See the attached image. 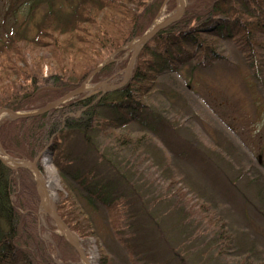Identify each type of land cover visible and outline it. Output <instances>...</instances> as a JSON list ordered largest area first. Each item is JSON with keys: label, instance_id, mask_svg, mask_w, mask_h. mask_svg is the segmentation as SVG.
<instances>
[{"label": "trees", "instance_id": "16d2710c", "mask_svg": "<svg viewBox=\"0 0 264 264\" xmlns=\"http://www.w3.org/2000/svg\"><path fill=\"white\" fill-rule=\"evenodd\" d=\"M164 1L78 0L70 5V11L63 13L56 8L54 0H14L10 5L12 12L15 16L26 13L29 23L43 4L46 9L42 18L34 23V33L28 32L27 24L20 25V29L13 26L0 39V110L30 112L46 107L77 89L116 51L120 60L104 65L93 74L92 81L94 84L120 83L128 60L122 59L126 51L119 49L150 30L164 5L168 11L174 10L175 0L172 3L168 0L166 4ZM224 41L232 42L241 51L252 74L263 78L264 0H188L182 18L159 31L141 48L125 86L107 93L98 92L94 98L82 97L80 93L41 115L5 118L0 123L2 148L11 157L33 161L52 142L48 153L61 181L65 184L69 175L73 176L88 193V197H83L86 204L93 210H97L94 202L102 205L114 230L119 232L117 236L122 240L131 239L134 234L125 229L128 226L134 229L136 221L132 217L136 215L129 212L125 204L130 222L118 218L122 209L118 205H123L124 200L114 195V184L127 182L125 186L136 196L137 203L143 210L146 208L142 206L141 195L132 184L130 186L126 171L117 166V155L120 150L132 156L138 154L152 139L166 154L171 151V142L160 138V130L169 127L171 120L164 117L165 113L156 112L152 105L154 96L161 92L160 81L186 67L191 68L192 73L195 69L212 66L223 57L220 49ZM169 96L177 97V93L172 91ZM136 130L141 136L134 133ZM73 136H79L90 148L87 153L93 150L112 169L110 176L94 174V166L80 173L73 169L71 165L75 161L69 150L72 143L68 141ZM97 139L107 141L111 150L105 152L107 146L97 144ZM37 166L44 173L43 157ZM180 181L172 183L176 185L178 199L183 201L188 196L186 188L178 186ZM169 186L173 187L171 183ZM67 189L70 193L56 203L59 216L80 241L97 236L89 214L82 207H75L74 188L67 185ZM63 202L73 206L67 208ZM195 207L199 208L198 213L207 214L212 222V233L223 244H229L225 222L219 214L210 216L209 206L199 199L187 208L176 210V214L182 215L184 211L185 216H193L191 210ZM40 212V196L32 172L27 168L11 169L0 161V264H80L76 250L64 236L55 232L58 228L52 227L55 223L46 215L44 218L57 246H51L43 238ZM147 214L155 241L164 239L156 220ZM97 247L100 264H108L105 250ZM126 247L133 256L135 248L128 243ZM168 250L174 260L182 264L179 253ZM143 251L145 259L152 248L143 244ZM132 260V264H137L134 256ZM161 260L164 261L158 257L156 264H162ZM257 264H264V260Z\"/></svg>", "mask_w": 264, "mask_h": 264}, {"label": "rangeland", "instance_id": "374dc122", "mask_svg": "<svg viewBox=\"0 0 264 264\" xmlns=\"http://www.w3.org/2000/svg\"><path fill=\"white\" fill-rule=\"evenodd\" d=\"M54 1L56 8L67 13L71 10L70 5L76 4L78 0ZM185 1L187 5L188 0ZM12 3L14 0H0V39L13 26L20 29V25L25 27L27 24L28 32L34 33V23L42 18L46 9V4H43L33 16L32 23H29L26 21V13L14 15L10 8ZM174 7V10L168 11V7L164 5L153 23L154 26L175 13L177 0ZM134 43L135 41L125 47L126 54L122 59L129 62L134 52ZM220 51L223 57L212 66L195 69L192 73L191 68L186 67L180 73L166 75L160 81L161 92L154 96L152 105L156 112L165 113L164 117L171 120L169 127H162L164 131L160 130V138L171 142V151L166 154L162 151L163 148L160 149V144L152 139L138 154L132 156L125 150H120L117 155V166L123 167V172L126 171L130 186L132 184L141 195L142 206L146 208L143 210L137 203L136 196L125 186L127 182L114 184V195H119L124 200L123 205H118L122 208L119 209L118 218L123 222H130L125 204L128 205L129 212L136 215L132 217L136 221L134 229L130 226L125 229L134 234L133 238H119V232L109 222L107 210L96 202L94 206L97 210L89 207L83 200V197H88V193L82 190L73 176L69 175L64 184L48 153V147L43 150L46 151L42 155V178L50 193L51 202L56 205L70 193L67 185L74 188L75 207L85 209L95 225L97 236H90L82 241L79 238L84 253L94 264H100L97 246L105 250L104 254L109 258L108 264H132L133 256L137 264H145V260L149 264H156L158 257L164 259L161 260L162 264H178L168 249L179 253L177 256L182 264H257L264 260V76L255 77L252 74L241 51L232 42L224 41ZM116 54L117 51L107 60L119 61ZM107 60L100 66L103 67ZM93 74L82 83V97L94 98L98 92L120 88L113 89L117 84L111 82L94 84ZM172 91L177 93V97L169 96ZM35 111L38 110L22 113L30 114ZM33 116L37 114L27 117ZM5 118L2 117L0 123ZM134 133L141 136L139 130ZM155 135L158 138L157 133ZM68 141L72 143L69 150L75 161L71 165L74 170L80 173L94 166V174L110 176L112 169L93 150L87 153L90 148L79 136H73ZM96 143L106 145L108 142L97 139ZM111 148L107 146L105 152L108 153ZM12 158L32 167L33 161ZM174 180H181L178 186L186 188L188 199H178L176 185L172 183ZM170 183L173 187L169 186ZM38 192L40 200L47 203L43 190L38 189ZM193 197L194 199H189ZM196 199L209 206L210 216L212 213L220 215L230 236L229 244H223L212 233V222L207 214L198 213L199 208L191 210L193 216H185L184 211L182 215L176 214V210L187 208ZM65 203L63 205L67 208L68 205L73 206L70 202ZM147 213L158 223L161 237L165 241H155ZM44 216L42 208L40 230L43 238L55 247L57 242L52 237V229ZM53 226L58 228L56 224ZM55 232L61 235L59 229ZM65 239L67 240L66 237ZM127 243L135 248V255H130ZM143 244L152 248L145 259ZM79 259L80 264H85L80 256Z\"/></svg>", "mask_w": 264, "mask_h": 264}, {"label": "water", "instance_id": "95a60500", "mask_svg": "<svg viewBox=\"0 0 264 264\" xmlns=\"http://www.w3.org/2000/svg\"><path fill=\"white\" fill-rule=\"evenodd\" d=\"M177 4L178 7L175 11V13L165 19L164 21H162L160 24L155 25L150 31L146 32L143 36H141L140 38H138L135 43L133 44V49L134 52L132 54L131 59L129 60V63L126 67V69L124 70L125 74L123 77V81H121L119 84L114 85L113 89L119 88L123 85H125L128 80L131 77V73H132V69L134 66V62L137 59L141 48L147 44L159 31H161L162 29H164L165 27H167L168 25L177 22L178 20H180L182 18V16L184 15V11H185V7H186V1L185 0H177ZM124 48H121L119 51H121ZM111 62V59H108L107 62L105 64H108ZM102 66H99L97 70H99ZM96 70V71H97ZM84 90V84L81 85L80 87H78L77 89H75L74 91H71L70 93H68L65 97H63L62 99H59L49 105H47L46 107L39 109L38 111H35L34 113H20V112H14L10 109H1L0 110V119L2 117H11L13 119H18V118H22V117H27V116H32V115H40L43 113H46L54 108H56L60 103L78 95L79 93L83 92ZM46 151V150H45ZM43 151L41 154H39L33 161L32 163V167H28L26 162H22V161H15L12 158L8 157L5 153V151L1 148L0 146V161L4 164L7 165L13 169H18V168H28L32 171L35 180L37 182L38 185V189L39 191H41V189H44V193L46 196L47 192H46V188H45V184L42 181V172L39 170V168L37 167V162L38 159L40 158V156L42 154H44ZM5 157H7L8 159L6 160ZM10 163H12V165H10ZM41 195V194H40ZM42 197V195H41ZM43 199V198H42ZM41 206L43 208V211L46 215L50 216L53 221L56 223L59 231L61 232V234L63 236H65L68 240V242L70 243V245L77 251V253L79 254L81 260L85 263V264H90V260L88 259V257L86 256V254L84 253L80 242H79V237L77 234H75L69 227L68 225L62 220V218L59 216L58 212H57V208L56 205L54 203L51 202V200L49 199V197L47 198V203H44L43 200H41Z\"/></svg>", "mask_w": 264, "mask_h": 264}, {"label": "bare ground", "instance_id": "6f19581e", "mask_svg": "<svg viewBox=\"0 0 264 264\" xmlns=\"http://www.w3.org/2000/svg\"><path fill=\"white\" fill-rule=\"evenodd\" d=\"M5 159L7 160L8 158L5 157ZM42 181L44 182V179H43V178H42ZM52 183H53V182H52ZM44 184H46V183H44ZM42 190H43V192H44V189H42ZM46 192H47V195H48V196L45 195L46 200H47L48 197H49V199L51 200L50 193L47 191V189H46ZM44 194H45V193H44ZM90 264H94V263L90 261Z\"/></svg>", "mask_w": 264, "mask_h": 264}]
</instances>
